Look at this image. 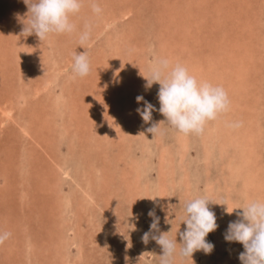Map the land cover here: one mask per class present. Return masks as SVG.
<instances>
[{
	"label": "rangeland",
	"instance_id": "obj_1",
	"mask_svg": "<svg viewBox=\"0 0 264 264\" xmlns=\"http://www.w3.org/2000/svg\"><path fill=\"white\" fill-rule=\"evenodd\" d=\"M96 2L100 13L83 0L72 33L40 41L22 35L24 0H0V121L10 106L2 102L11 100L13 117L25 122L19 127L10 118L0 129V233L11 234L0 244V264H159L160 246L141 239L151 223L148 211L155 209L160 231L179 244L184 205L196 197L207 198L217 218L218 228L206 237L213 251L173 264H241L243 246L224 234L244 205L264 201V0ZM85 25L90 72L80 78L72 63ZM168 51L170 67L184 62L215 74L211 83L225 88L230 101L202 134L185 135L186 148L166 123L160 135L145 131L165 119L160 86L146 87L144 77ZM137 96L157 109L147 124L136 112L143 107ZM125 105L133 111L124 112ZM248 126L253 138L238 145ZM244 145L255 150L247 164L253 170L240 168L232 177ZM245 175L253 176L247 187Z\"/></svg>",
	"mask_w": 264,
	"mask_h": 264
},
{
	"label": "clouds",
	"instance_id": "obj_2",
	"mask_svg": "<svg viewBox=\"0 0 264 264\" xmlns=\"http://www.w3.org/2000/svg\"><path fill=\"white\" fill-rule=\"evenodd\" d=\"M89 2L92 11L100 13L101 9L96 0ZM24 3L28 10L22 35L27 37L35 34L43 41L51 35L72 33L75 30L71 18L80 12L83 0H24ZM89 39L90 26L85 25L79 34L80 45H85ZM72 72L74 76L80 78L89 74L87 51L73 53ZM144 78L148 88L154 83L159 84L158 111L165 118L164 121L152 123L145 130L152 136L162 134L160 125L165 123L180 134L200 135L204 132L206 124L216 120L230 104L228 95L221 86L208 81H198L181 63L170 67L167 59H158L149 69L148 76ZM136 102L143 103L142 108L136 109L142 121L145 124L151 122L152 113L157 111L155 106L144 100L143 96H137ZM232 126L240 125L237 123ZM209 203L210 201L204 197H196L185 203L182 222L186 228L179 233L181 240L179 244L176 238L169 237V232L160 231V217L156 215L155 209L148 211L151 223L149 230L143 233L141 239L145 244L150 239L154 240L160 246L162 254L158 256L159 264H173L176 257L181 261L191 260L193 253L197 251H203L205 254L213 251L214 245L208 242L206 237L216 231L218 224L215 213L208 207ZM168 207L170 209L175 206ZM241 210V218L228 224L224 239L226 242H236L243 246L244 251L238 257L241 264H264V201L251 200ZM10 235L7 232L0 233V244H3Z\"/></svg>",
	"mask_w": 264,
	"mask_h": 264
},
{
	"label": "bare ground",
	"instance_id": "obj_3",
	"mask_svg": "<svg viewBox=\"0 0 264 264\" xmlns=\"http://www.w3.org/2000/svg\"><path fill=\"white\" fill-rule=\"evenodd\" d=\"M228 2V1H227ZM122 4V3H121ZM19 8V7H18ZM125 8V7H124ZM16 10V9H15ZM119 10V9H118ZM122 10V9H121ZM22 13V12H21ZM117 15H119V14H117ZM108 17V16H107ZM174 25V24H173ZM137 26V25H136ZM123 31V30H122ZM175 33V32H174ZM130 35V34H129ZM175 35V34H174ZM176 36H178L177 34H176ZM15 37V36H14ZM3 39V38H2ZM164 43H166L165 42V40L163 41V44ZM162 44V45H163ZM186 44V43H185ZM184 44V45H185ZM239 44H241L242 45V42H239ZM87 45V44H86ZM113 45V44H112ZM247 46V45H246ZM83 48H81L80 49V51L81 52H83V49L85 48V45H83L82 46ZM163 47H165V44H164V46ZM233 47V46H232ZM247 47H249V46H247ZM169 49V48H168ZM202 49V48H201ZM204 49V48H203ZM252 48H249V50H251ZM170 50V49H169ZM203 52V51H202ZM236 52V51H235ZM238 52V51H237ZM248 52L249 51H245V53L246 54H248ZM15 53V52H14ZM167 54V53H166ZM239 54V53H238ZM172 54L170 53V51H168V54L165 56V54L164 55H162V57H163V59H167L169 62H171V60H172ZM206 58V57H205ZM254 58V57H253ZM252 58V59H253ZM175 59V58H174ZM201 59V58H200ZM177 61V60H176ZM175 61V62H176ZM187 61V60H186ZM210 61V60H209ZM190 62V61H189ZM215 60H212V61H210L209 63L211 64L210 65V69L211 68H215V66H216V64H215ZM233 62V61H232ZM182 64L184 65V66H186V68L188 69V71L190 72V74L191 75H193V76H195L196 77V79L198 80V81H208V82H210L211 83V80L215 83V82H217L216 81V75L215 74H211L209 71H206V70H204L201 66H195V64L193 65V64H191V65H186V64H184V62H182ZM246 73H248L247 71H245ZM212 78V79H211ZM223 81L224 80H221L220 79V84L222 85L223 84ZM226 83V81L224 82V85H226L225 84ZM218 84H219V82H218ZM47 83L45 82L43 85L41 84H38L37 85V87L35 88V90H34V93H30V96L32 95V96H36L41 90H43L44 88L46 89L47 88ZM228 86H230V84L229 85H227L226 87H228ZM225 89V88H224ZM228 89V88H227ZM100 92V91H99ZM255 93V92H254ZM256 96V95H255ZM20 97H23V95H21V94H19V96H18V98H17V100L14 102L15 103V106H20L21 104L19 103L20 101H19V98ZM231 97V96H230ZM3 101V100H2ZM1 101V102H2ZM9 103V107H7L5 110H4V115H5V117H4V119L3 120H1L0 121V129L2 128V126L4 125L5 126V121H7V119H15L14 120V124L15 125H18L19 127L20 126H22L23 124H25V122L23 121V120H21V121H19V120H16V118H14L13 116V113H12V111H13V109L15 108H12V101L11 100H4V102H2V104L5 106L6 104H8ZM125 108H123L124 109V112L126 111V112H130V111H133V110H130V108L128 107L127 108V106L125 105L124 106ZM246 107V106H245ZM103 109V108H102ZM137 109V108H136ZM231 109V108H230ZM19 113V112H18ZM115 113V112H114ZM117 113V112H116ZM2 116V115H1ZM18 116V115H17ZM20 116V115H19ZM34 116V115H33ZM101 116V115H100ZM113 117H115V116H113ZM226 118V117H225ZM108 119V118H107ZM88 120V119H87ZM227 120V119H226ZM248 120H250V121H254V117L251 115V117L248 119ZM35 121V120H34ZM37 123V122H36ZM133 123V124H132ZM131 124L134 126V128H133V130H135V132H139V129H140V127H141V123H140V121L138 120V118H136L135 120H133V122H132ZM98 124V123H97ZM215 127H212V128H214V130H216V128L217 127H219L220 126V122H217L216 121V123H215ZM23 128V127H22ZM107 128V127H106ZM132 128V127H131ZM2 129H4V128H2ZM120 129V128H119ZM130 129V128H129ZM213 130V129H212ZM124 131V130H123ZM132 131V130H131ZM253 131H254V129L253 130H251V127H249L248 126V128H247V131L244 133V134H242L241 136H240V138H242V139H244V141L243 142H240V143H238V145H240V144H242V143H244V142H246L247 144H248V142L246 141V139H252L253 138ZM35 133V132H34ZM256 133V132H255ZM26 134L27 135H29V137H30V139L31 140H35L36 141V145H38L39 146V148L41 147H44V143H42V141H38L37 139H35V138H33V136H31L30 135V132L29 131H27L26 130ZM39 134V133H38ZM216 137H217V135H216ZM30 140V141H31ZM238 140H241V139H237V141ZM222 141V140H221ZM245 143V145H247ZM35 144V143H34ZM180 144L182 145V148H186V145H187V139H186V136L184 135V134H182V137H181V141H180ZM243 146V148H241V151H240V153H241V155H240V158L242 159V162L241 161H239L238 163H237V166L236 167H234V170H233V168H231L232 170H233V172L231 171V173H232V177H235L236 176V174L238 173V172H240V168L242 169V168H248V171H252L253 169H252V167H250L249 168V165H247V164H249L250 162H251V157H253L254 156V153H255V150L252 152V150L251 149H249V148H247V146ZM37 147V146H36ZM45 147H46V144H45ZM102 147V146H101ZM47 148V150H48V147H46ZM259 152V151H258ZM251 153H253V156H251ZM210 154V150H208V149H206V154H205V156H207V155H209ZM239 154V153H238ZM260 154V153H259ZM164 155V154H163ZM163 159H165V158H163ZM166 160V159H165ZM164 161V160H163ZM182 161V160H181ZM94 165V164H93ZM33 167V166H32ZM236 168V169H235ZM139 170V169H138ZM94 172H95V170H94ZM99 173V172H98ZM230 173V174H231ZM96 175V174H95ZM239 175V174H238ZM136 177V176H135ZM243 177H245V179H244V181H243V178H242V183L244 184V186L245 187H247L248 185H250V184H252L251 182H247V181H251V180H253V176H249V175H245V176H243ZM98 178V177H97ZM159 178V177H158ZM57 179V178H56ZM167 180V179H166ZM86 181V180H85ZM50 182V181H49ZM58 182V181H57ZM60 182V181H59ZM90 182V181H89ZM55 183H56V180H55ZM83 183V185L85 184L84 183V181L83 182H81V184ZM97 183H98V181H97ZM188 183V182H187ZM80 183L78 184L79 186L81 185ZM256 184H257V182H256ZM258 184L259 185H262V181H260V182H258ZM55 185L56 184H54L53 186L55 187ZM87 185V184H86ZM88 186V185H87ZM98 187V186H97ZM52 188V187H51ZM82 188H85V187H83L82 186ZM88 188V187H87ZM164 188V187H163ZM190 188V187H189ZM53 189V188H52ZM125 189V188H124ZM85 191V190H84ZM53 192H54V189H53ZM84 194V193H83ZM149 194V193H148ZM87 197V196H86ZM90 197V196H89ZM91 198V197H90ZM186 198V197H185ZM62 200V199H61ZM249 199H247V201H248ZM221 205V204H220ZM83 209V208H82ZM217 220V219H216ZM232 221V220H231ZM239 246V245H238ZM213 256V255H212Z\"/></svg>",
	"mask_w": 264,
	"mask_h": 264
}]
</instances>
